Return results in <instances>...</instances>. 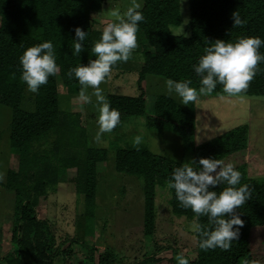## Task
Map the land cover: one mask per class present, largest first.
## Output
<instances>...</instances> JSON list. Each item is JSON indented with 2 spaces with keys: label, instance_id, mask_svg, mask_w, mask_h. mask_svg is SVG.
Listing matches in <instances>:
<instances>
[{
  "label": "trees",
  "instance_id": "obj_1",
  "mask_svg": "<svg viewBox=\"0 0 264 264\" xmlns=\"http://www.w3.org/2000/svg\"><path fill=\"white\" fill-rule=\"evenodd\" d=\"M103 1L0 0V103L13 110L9 139L13 152L18 155L17 167L9 168L3 182V186L15 194L11 240L17 245V251L13 249L4 256L0 255V261L5 264H54L55 258L61 254L64 261L69 258L65 241L58 238L50 220L41 217L38 209L40 201L49 197L50 191L55 190L60 181L67 179L69 168L76 169L74 188L84 194L86 205L89 204L87 208L95 204L98 178L102 176L99 163L109 161L110 151L89 146L80 113L70 110V106L68 113L60 109L59 87L63 86L69 96L79 93L81 85L78 79L74 76L69 78L67 72L70 67L87 64L90 57L95 58L91 49L102 30L94 27L92 14L100 9ZM141 2L139 10L145 19L139 22L136 35L137 40L144 37L148 45L142 50L144 64L139 83L148 74H156L167 79H190L191 86L198 89L200 77L193 65L209 43L216 39L235 41L242 35L264 38V0H189L187 34L172 30L183 21L181 0ZM235 11H239L245 21L236 27L232 18ZM77 26L88 34L81 53L73 55ZM49 40L54 45L58 71L40 86L35 93L34 109L27 111L21 107L27 85L20 78L19 57L27 47ZM259 52L264 54V45ZM132 54L133 51L130 57ZM223 94L227 93L217 84L211 93L200 94L197 98ZM239 94H264V61L256 65L248 87ZM106 98L120 113V122L116 126L132 116L144 115L151 128H171L187 139L194 133L196 113L192 102L184 106L173 97L160 94L156 97L154 111L146 112L144 90L136 96L108 93ZM247 130L246 125L235 126L199 144L196 146V161L201 157L222 160L246 148ZM111 164L116 172L143 179L146 236L153 235L156 229V197L160 187L170 194L169 204L175 216L188 217L196 224H207V217L197 219L190 208L180 207L175 190L168 187L173 168L181 162L153 153L146 147L118 146ZM235 167L241 173L240 183L246 184L250 192V197L235 210L244 221L238 237L228 250L219 247L205 250L200 248V237L195 231V258L176 249L173 264H179L181 257L187 264H245L246 260L253 259L264 264V177L251 175L246 164ZM89 227L94 226L89 224ZM72 241L86 245L80 239ZM87 249V258L93 264L117 263L114 250L106 248L97 260L95 243L88 245ZM156 256L157 252L152 251L139 260L120 264H153L160 261Z\"/></svg>",
  "mask_w": 264,
  "mask_h": 264
},
{
  "label": "rangeland",
  "instance_id": "obj_2",
  "mask_svg": "<svg viewBox=\"0 0 264 264\" xmlns=\"http://www.w3.org/2000/svg\"><path fill=\"white\" fill-rule=\"evenodd\" d=\"M130 2L131 0H112V4L110 0L101 2L100 9L92 14L95 20L94 27L103 30L106 24L113 21L107 11L111 7L123 11ZM181 5L183 21L179 26L172 27V30L187 34L189 33L187 26L189 0H181ZM145 45L148 43L144 37L137 40V47L132 50L134 54L126 62L118 61L100 87L105 96L108 93L136 96L144 90L146 112H153L156 97L160 94L171 96L179 102L181 100L175 94L167 93L164 85L167 79L165 77L148 74L146 79L139 83L140 70L144 64L142 50ZM59 83L61 84L60 79ZM91 91L89 88L88 92L91 93ZM68 94L63 86L59 87L60 109L68 113L70 106V110L79 112L82 124L86 127L87 143L92 147L107 148L110 151V159L107 163H99L102 176L98 178L94 205L87 208L89 204L86 205L84 194L70 188L73 186L71 176H75V170H70L72 179L68 184H60L56 190L50 191L47 204L52 210L51 213L62 212L60 225L66 228V235L67 233L72 235L74 232L87 247L95 243L97 260L99 254L106 248L114 250L116 264L139 260L152 251L157 252L156 257L160 259L153 264H173L176 249L181 253H188L192 258H195L197 254L196 222L188 217L175 216L172 213L169 204L170 194L166 193L165 188L160 187L157 191L155 232L151 236L144 234L143 179L137 175L116 173L111 170V160L118 146L146 147L153 153L185 163L196 161V146L199 144L235 126L246 125L247 147L220 161L234 166L246 164L251 175L264 177V94H223L210 98H197L192 102L196 121L194 133L190 139L171 128L149 127L143 115L127 118L120 125L115 126L111 132L104 133L102 144L93 140L97 131L96 117L98 115L95 97L93 96V102L89 103L81 100L79 93L72 96ZM34 97L35 93L29 92L26 87L21 107L27 111L33 110ZM183 105L189 106V104ZM12 114L13 110L10 106L0 103V177H2L0 179V255L2 256L6 255L8 250L17 251V245L11 240L15 194L13 191L8 192L3 186L9 168L13 169L18 165V155L13 152L9 139ZM137 135L141 136L139 144L134 143V137ZM41 202L45 203L43 199ZM5 222L3 226L2 223ZM89 224H93L94 227L90 228ZM85 246L81 243L71 245V242L67 241L64 247L67 248L66 254L67 256L70 254L69 258L73 264H93L87 258L89 249ZM69 258L66 257L64 261V256L61 254L55 258L54 264H67ZM3 263L5 262L0 261V264Z\"/></svg>",
  "mask_w": 264,
  "mask_h": 264
},
{
  "label": "clouds",
  "instance_id": "obj_3",
  "mask_svg": "<svg viewBox=\"0 0 264 264\" xmlns=\"http://www.w3.org/2000/svg\"><path fill=\"white\" fill-rule=\"evenodd\" d=\"M141 7L140 0H131L123 11L111 7L107 12L113 21L104 26L99 39L92 45L95 58L90 57L87 64L70 67L67 72L69 78L74 76L78 79L81 100L92 103V97H95L98 115L93 140L98 144H102V135L111 132L120 122L119 111L111 107L100 85L109 76L112 67L118 61L126 62L137 47L139 22L145 19L139 10ZM232 18L234 27L245 23L239 11L233 12ZM87 34L81 27H75L73 55L81 53ZM262 45L264 38L259 36L242 35L235 41L216 39L204 48L203 54L193 65L200 77V87L191 86L190 79L168 78L164 81L167 93L175 94L183 104L194 102L200 94L211 93L217 84L229 95L241 93L255 75L256 65L264 61V54L259 52ZM19 62L20 78L31 93H37L40 86L48 82L49 76L58 71L54 45L50 40L27 47L20 55ZM89 88L91 93L88 92ZM140 142L141 136H135L134 143ZM240 181L241 173L233 164H225L211 157H201L198 162L193 160L173 168L168 187L175 190L179 206L190 208L197 219L207 217L206 225H195L200 248L228 250L238 237L244 221L235 210L250 197L248 186ZM217 188L220 190L217 191ZM179 264H187L186 259L181 257ZM245 264H258V261L246 260Z\"/></svg>",
  "mask_w": 264,
  "mask_h": 264
},
{
  "label": "crops",
  "instance_id": "obj_4",
  "mask_svg": "<svg viewBox=\"0 0 264 264\" xmlns=\"http://www.w3.org/2000/svg\"><path fill=\"white\" fill-rule=\"evenodd\" d=\"M72 111L73 112H76V111H74L73 109H72ZM13 158H14V155L12 156ZM107 167V166H106ZM70 170H75L76 171V169L74 168V167H72V168H69L68 170H67V175H66V180L65 181H60L56 186H55V190H56V188H58V186H60V184H64V183H67L68 184V182L69 181H71V179L73 178L74 179V177L76 176V172H75V176L73 177V176H71L70 175ZM111 170L113 171V172H116L115 170H114V168H113V165H112V168H111ZM116 173H118V172H116ZM70 176L72 177V178H70ZM72 185L73 186H70V188L73 190V189H75L74 188V183H72ZM6 189V188H5ZM8 192H10L11 193V190H8V189H6ZM7 192V194L9 195V193ZM44 201H45V203H42L41 201H40V203H39V205H38V208H39V215L41 216V217H43V218H48L49 220H50V222H51V225H52V229H53V231L56 233V235L58 236V238L60 239V240H64L65 241V245L67 244V241H70L71 242V245H75V244H80V243H77V242H74V241H72L73 239H79L80 237L78 236H76L75 234H74V232L72 233V235H70L69 233H67V235L65 234V232H67L61 225H60V222H62L61 220H60V218L62 217V212H60V211H58L57 212V214H55L54 212H52L51 213V208L49 207V205L47 204L48 203V197L46 198V199H43ZM14 202V201H13ZM40 208H41V210H40ZM42 208H44V210H42ZM4 213H6V211L4 212ZM61 213V214H60ZM2 214V213H1ZM7 222V221H6ZM6 222L5 223H2V225L4 226V224H6ZM69 236H71V237H69ZM75 236V237H74ZM65 237H66V239H65ZM9 251V250H8ZM7 251V252H8ZM69 261L67 262V263H70V264H73L72 263V261L70 260V258L68 259ZM3 264H5V263H3Z\"/></svg>",
  "mask_w": 264,
  "mask_h": 264
}]
</instances>
